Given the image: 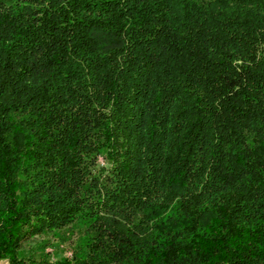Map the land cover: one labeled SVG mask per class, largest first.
<instances>
[{
	"label": "trees",
	"instance_id": "16d2710c",
	"mask_svg": "<svg viewBox=\"0 0 264 264\" xmlns=\"http://www.w3.org/2000/svg\"><path fill=\"white\" fill-rule=\"evenodd\" d=\"M70 225L53 264H264V0H0V264Z\"/></svg>",
	"mask_w": 264,
	"mask_h": 264
},
{
	"label": "rangeland",
	"instance_id": "374dc122",
	"mask_svg": "<svg viewBox=\"0 0 264 264\" xmlns=\"http://www.w3.org/2000/svg\"><path fill=\"white\" fill-rule=\"evenodd\" d=\"M100 161L104 162V159L100 158ZM83 237V231L79 225H72V227L70 225L54 234L51 232L36 235L24 242V245L30 249L39 248L46 243L44 248L50 253L51 264H53L62 256L73 258L74 253L83 243Z\"/></svg>",
	"mask_w": 264,
	"mask_h": 264
},
{
	"label": "crops",
	"instance_id": "0c3cea01",
	"mask_svg": "<svg viewBox=\"0 0 264 264\" xmlns=\"http://www.w3.org/2000/svg\"><path fill=\"white\" fill-rule=\"evenodd\" d=\"M8 264V261L7 260H3L2 262H1V264Z\"/></svg>",
	"mask_w": 264,
	"mask_h": 264
}]
</instances>
